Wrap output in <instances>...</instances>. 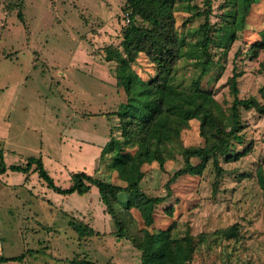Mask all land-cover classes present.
<instances>
[{
	"label": "rangeland",
	"instance_id": "obj_1",
	"mask_svg": "<svg viewBox=\"0 0 264 264\" xmlns=\"http://www.w3.org/2000/svg\"><path fill=\"white\" fill-rule=\"evenodd\" d=\"M125 2L24 0L22 21L13 0H0V147L6 151V162L25 164L30 156L42 157L62 187L70 185L71 172L81 170H95L94 175L125 184L108 164L113 156L99 157L113 126L119 124L115 111L124 101V89L117 84V61L108 60L107 54L109 47L121 49ZM176 4L180 28L194 40V28L205 21L208 3L177 0ZM187 4L204 13L188 20L192 16ZM234 9L233 0H212V23L222 24L225 14ZM263 28L261 0L253 5L248 25L229 43L226 53L211 45L217 61L211 72L214 96L224 109L233 100L231 79L236 72H240V95L262 99L264 47L258 55L247 52L261 41ZM199 53L179 61L177 82L192 84ZM133 67L147 81L157 73L143 54ZM241 118L244 139L236 142V149L242 155L231 161L221 159L225 172L218 183L212 166L203 174L180 175L170 184L172 194L166 201L175 206L173 216L166 215L164 203L158 207L157 229L174 220L175 236L194 239L191 264H264V183L260 180L264 114L243 108ZM199 124L193 118L182 130L183 145L203 144ZM113 134L120 135L121 130L114 128ZM183 160L176 149L164 168L157 161L145 163L143 189L166 194V183ZM19 174L13 171L0 180L2 257L22 252L26 257L0 264H70L78 258L140 264L141 251L118 234L98 187L92 186L84 195L63 194L38 173L26 182ZM75 222H85L92 233H78ZM232 230L236 235L229 234Z\"/></svg>",
	"mask_w": 264,
	"mask_h": 264
},
{
	"label": "trees",
	"instance_id": "obj_2",
	"mask_svg": "<svg viewBox=\"0 0 264 264\" xmlns=\"http://www.w3.org/2000/svg\"><path fill=\"white\" fill-rule=\"evenodd\" d=\"M208 9L206 19L194 28L196 38L189 40L181 30L176 11L177 0H126L124 10L129 13V21L122 29L121 49L109 47L107 59L117 61V84L124 89V101L115 114L119 124L113 126L111 137L103 146L101 157L113 156L108 163L117 172L124 185L113 183L103 177L84 170L71 173V183L67 187L58 185L45 168L43 158L30 156L25 164L7 165L4 151L0 148V172L7 169L29 173L31 170L47 182L48 186L63 194H87L92 186L98 187L107 211L113 217L118 234L128 238L141 251L140 264H191L195 250L191 236L177 237L173 234L176 226L173 220L165 228L155 227L158 207L172 194L170 184L180 175L203 174L212 166L216 182L223 177L225 169L221 159H238L242 154L236 149V142L244 139V124L241 118L243 108H254L264 114V85L259 89L262 99L255 95L242 97L236 72L231 79L233 100L224 109L214 96L211 73L217 65L211 45L226 53L229 43L239 36L248 25V17L253 5L261 0H233L234 12L224 16L218 26L212 23V0H206ZM18 15L25 21L24 0H13ZM187 11H193L187 4ZM261 41L250 46L247 54L258 55L264 47V28ZM197 73L190 86L177 82L178 63L186 57L198 55ZM143 54L155 66L157 73L151 80H145L133 67V63ZM208 77V82L202 81ZM123 93V92H122ZM199 119L203 144L185 146L181 140L182 130L190 125V120ZM114 128L121 130L113 134ZM179 149L183 155V166L177 169L166 183L167 193L154 195L142 187L145 163L157 161L164 168L169 156ZM264 183V174L260 173ZM167 216H173L175 206L164 207ZM138 213L139 216L136 215ZM141 217V220H139ZM143 224V225H141ZM80 234H91L92 229L85 222H75ZM231 235H236L232 230ZM25 252L9 257L0 255L3 261H22ZM70 264H111L100 263L88 258H78Z\"/></svg>",
	"mask_w": 264,
	"mask_h": 264
},
{
	"label": "crops",
	"instance_id": "obj_3",
	"mask_svg": "<svg viewBox=\"0 0 264 264\" xmlns=\"http://www.w3.org/2000/svg\"><path fill=\"white\" fill-rule=\"evenodd\" d=\"M106 143H107V141H106ZM0 148H2L3 151H4V158H5V162H6V151H5L4 147H0ZM102 148H103V147H102ZM102 148L100 149L99 157H101ZM43 162H44V161H43ZM6 164L9 166V165H11V164H13V163H8V162H6ZM85 171H86V170H85ZM11 172H13V170H10V169H7V171H5V172H0V180L4 181L5 175H7V176L10 177ZM30 172H31V173H30ZM30 172H29V173H25V172L19 171V173H20L19 175H20L21 178L24 177L25 182H26V181H28V179L32 178V177L35 175L34 173H37V172H33L32 170H31ZM32 172H33V173H32ZM87 172L91 173L92 171L90 170V171H87ZM94 172H95V170H94ZM94 172H92V173L94 174ZM71 173H72V172H71ZM92 173H91V174H92ZM23 175H24V176H23ZM22 253H23V252H22ZM0 255L2 256V251H1V254H0ZM12 261H17V260H12Z\"/></svg>",
	"mask_w": 264,
	"mask_h": 264
},
{
	"label": "built area",
	"instance_id": "obj_4",
	"mask_svg": "<svg viewBox=\"0 0 264 264\" xmlns=\"http://www.w3.org/2000/svg\"><path fill=\"white\" fill-rule=\"evenodd\" d=\"M125 18L127 20V22L129 21V13L127 12L125 14ZM1 230H2V225H1V217H0V254H1V251H2V237H1Z\"/></svg>",
	"mask_w": 264,
	"mask_h": 264
}]
</instances>
